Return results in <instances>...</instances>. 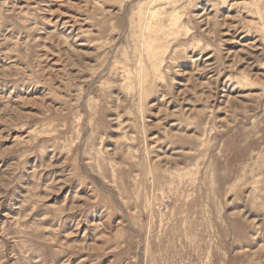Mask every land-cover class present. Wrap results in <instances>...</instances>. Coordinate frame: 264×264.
<instances>
[{"label": "rangeland", "instance_id": "rangeland-1", "mask_svg": "<svg viewBox=\"0 0 264 264\" xmlns=\"http://www.w3.org/2000/svg\"><path fill=\"white\" fill-rule=\"evenodd\" d=\"M0 264H264V0H0Z\"/></svg>", "mask_w": 264, "mask_h": 264}, {"label": "bare ground", "instance_id": "bare-ground-1", "mask_svg": "<svg viewBox=\"0 0 264 264\" xmlns=\"http://www.w3.org/2000/svg\"><path fill=\"white\" fill-rule=\"evenodd\" d=\"M156 11H148V17L145 19L146 21H144L145 23V30H148L150 27V22H152L153 17L156 15L155 14ZM147 13H144L143 15L145 16ZM147 40V41H146ZM143 45L145 47V50L147 52V55L149 57L154 58L156 56V52L155 49L156 47L154 46V44H151V39H144L143 40Z\"/></svg>", "mask_w": 264, "mask_h": 264}]
</instances>
